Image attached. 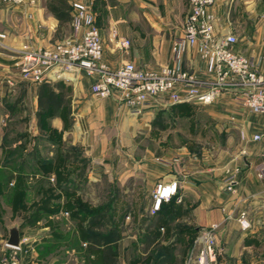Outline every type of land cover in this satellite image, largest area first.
Returning <instances> with one entry per match:
<instances>
[{
  "label": "crops",
  "instance_id": "crops-1",
  "mask_svg": "<svg viewBox=\"0 0 264 264\" xmlns=\"http://www.w3.org/2000/svg\"><path fill=\"white\" fill-rule=\"evenodd\" d=\"M48 1L26 0L23 5H15L0 0V34L5 35L0 36V174L13 175L16 181L20 173H28V188L35 186L36 179L43 177L38 172L39 161L55 160L63 151L56 150L55 155L52 149L57 143L49 136L55 131L62 146L64 143L63 148L73 149L71 158L86 159L90 179L100 181L107 175L109 181L114 182L113 186L118 180L127 188H134L137 180L142 181L149 191L151 210L156 185L178 180L175 206L183 212L176 215L177 229L158 227L161 232H171L174 239L182 229L194 228L198 236L202 229L218 224L216 237L220 255L217 264H264V177H260L257 170L264 164V138L253 140L254 134L264 133V115L240 107L228 94L207 106L172 105L167 109L200 106L212 111L220 108L222 111L216 114L222 124H226L227 112H232L247 140L239 149L220 150L215 159L206 152L203 157H197L184 147L179 156L166 160L149 149L140 151L137 136L146 128L143 127L144 122L147 124L145 119H153L167 109H149L143 115H133L115 97L94 95L93 79L81 71L74 81H63V87H53L59 96L65 93L69 99L67 106L41 116L42 83L24 80L16 60L24 45L51 47L72 32L71 20L60 25L47 9ZM67 1L70 4L85 1L91 6L104 43V59L111 67L118 68L127 61L149 69L170 64L200 76L208 75L207 63L196 47L178 58L172 50L175 39L183 34L189 0ZM213 10L217 33L234 34L238 39L234 50L254 58L264 69V0H215ZM120 38L129 39L130 47L119 48ZM46 94L45 90L44 97ZM72 161L70 164L77 167L79 161ZM231 175H234L233 190L228 189L227 178ZM243 211L250 223L247 228L239 219ZM156 216L153 219L129 217L140 225L141 232L147 233L149 223L144 222L155 220ZM178 224H182L180 229ZM184 235L189 239V234ZM22 240L21 249L34 246L27 245L26 237L22 236ZM7 245L0 232V256ZM188 246L189 242L186 245L183 242L181 249L179 243H175L171 247L173 260L168 264H192L187 257L189 253L191 256L193 245ZM33 250L38 253L35 247Z\"/></svg>",
  "mask_w": 264,
  "mask_h": 264
},
{
  "label": "built area",
  "instance_id": "built-area-1",
  "mask_svg": "<svg viewBox=\"0 0 264 264\" xmlns=\"http://www.w3.org/2000/svg\"><path fill=\"white\" fill-rule=\"evenodd\" d=\"M2 1L15 5L26 3V0ZM71 5L70 34L58 39L51 47H22L16 66L24 80L35 83L70 82L75 80L77 73L84 71L93 79L91 91L94 95L115 97L120 105L138 116L149 109L165 110L180 103L207 106L225 94L231 95L240 107L264 115V69L254 58L234 50L238 40L234 34L217 33V17L213 10L215 0H189L183 34L172 45L175 58L196 47L207 63V76L170 64L160 69H149L127 61L118 68L111 67L104 59V43L91 6L85 1H75ZM130 44L126 38L117 42L122 49L129 48ZM263 138L264 133L253 135L255 141ZM257 170L259 176L264 177V164H260ZM227 180L228 189L233 190L234 175ZM179 183L174 180L156 185L153 213L160 210L163 202L178 196ZM239 219L244 228L249 227L245 211ZM217 228L218 224H214L200 231L191 249V255H194L192 263H218ZM20 251L21 246L7 245L0 264H30Z\"/></svg>",
  "mask_w": 264,
  "mask_h": 264
},
{
  "label": "rangeland",
  "instance_id": "rangeland-1",
  "mask_svg": "<svg viewBox=\"0 0 264 264\" xmlns=\"http://www.w3.org/2000/svg\"><path fill=\"white\" fill-rule=\"evenodd\" d=\"M219 111L222 110L214 108L211 111L200 106H178L170 110L167 109L166 112L158 113L153 119H145L147 124L144 122L143 127L146 128H142L144 130L141 129L137 136L138 149L140 151L149 149L154 151L155 155L157 154V156L166 160L179 156L184 147L197 157H203L206 152L211 155L212 159H215V156L222 149H239L244 143L243 141L247 139L241 128H238L237 123H235L236 115L227 112L226 124H222V120L218 119L216 114ZM63 147L58 144L52 147L55 155L56 150L68 149ZM71 157L61 162L65 168L64 174L72 171L73 166L70 162H73V159L77 162L81 161V157ZM78 163L80 165V162ZM78 172L77 174L80 175L81 170ZM2 175H4L3 178H7V174ZM88 175L89 172L88 174L86 171L82 172V176H79L78 179L80 183L78 185L80 186L79 193L90 205L95 207L101 204L104 205L110 202L111 199L114 200L105 228L109 229L115 221L119 223L121 220L122 237L118 245V256L121 264H129L133 259L136 261L134 260L135 263L132 264H136L149 253L155 255L156 248L161 247V245L173 242V235L171 232L166 231L165 233L161 232L162 234L157 240L149 244L146 240V232H141L138 228L140 225L129 217L131 215L148 216L147 218L150 219V216L153 219L156 216L149 205V191L142 181L137 180L134 188H127V186H122L117 182L118 180H115L113 186L114 182L109 181L107 175H104L100 181L95 180L94 177L90 179ZM56 176L55 173H52L49 178L38 177L40 179H36L35 186L29 188L30 198L32 200L38 198L37 193L41 185L47 186L51 182L53 186H56ZM60 177V179H64L63 172ZM73 177L74 175L71 173L70 178ZM75 178L77 177L75 176ZM12 180L8 188L0 191V232L4 235V239L6 241L8 239V227L18 223L23 238H27V241L25 240L27 245L34 244V246H25L20 251L22 257L30 264H91L87 262L89 245L82 239L81 232L86 220L74 217L70 211L62 207L59 212L47 214L33 224L24 222L25 214L22 211H16L11 205L13 199L12 188L16 182L15 179ZM28 210L30 211V208L26 209V211ZM124 222L126 223L124 224ZM151 222L146 220L144 223L150 225ZM172 227L177 229L175 224ZM186 240L187 237L185 236L184 240L178 242L180 247L183 242L184 245L187 244ZM34 247L35 250H38V253L33 250ZM32 253H36V255L34 256ZM193 256H190L189 253L188 263H192ZM91 258L97 260L95 254ZM148 258H151V256Z\"/></svg>",
  "mask_w": 264,
  "mask_h": 264
},
{
  "label": "trees",
  "instance_id": "trees-1",
  "mask_svg": "<svg viewBox=\"0 0 264 264\" xmlns=\"http://www.w3.org/2000/svg\"><path fill=\"white\" fill-rule=\"evenodd\" d=\"M47 9L60 21V25L68 23L72 19V5L67 0H49L46 3ZM54 86L63 87V81H57L52 83L44 82L41 86L39 105V114L43 117L50 114L51 110H58L61 106H67L69 99L66 97L65 93L59 96V93L54 90ZM47 91L44 97V91ZM53 133L55 134L53 136ZM50 133V138H52L55 143L62 147V142L58 134ZM64 146V143H63ZM63 150L55 160H40V169L38 172L42 174V178H49L52 173L56 176V186H53L51 182L47 186L41 185L38 189V198L32 200L30 198V191L27 186L28 173H20L16 182L12 188L13 199L11 200V205L17 211H22L24 215V222L35 223L40 220L43 216L51 213L59 212L63 207L70 211L76 218H84L86 223L82 226V239L85 240L89 247L87 249L89 256L87 262L91 264H121L118 256V245L121 240V227L120 222L113 223L112 227L109 229L105 228L107 218L110 215L111 206L114 200L111 199L110 202L101 204L99 206H92L88 201H85L81 194L79 193L80 184L78 182L79 176H82V172L87 169L86 159H81L80 165L73 167L71 172L64 174L65 168L62 166L61 162L70 158L72 148ZM71 149V150H70ZM81 170V174L78 175V171ZM64 179H60L62 175ZM71 173L74 175L70 178ZM75 176L77 178H75ZM4 175L0 174V191L9 187V183L13 178V175H7V178H3ZM77 181V182H76ZM176 196L171 198L169 201L163 202L159 211H157V216L155 220H152L151 224L148 225V232L146 233V240L148 243L155 242L157 238L161 235V230L158 227H169L174 224L176 215L183 212L179 206H175ZM34 207V208H33ZM30 208V211H26ZM181 209V210H180ZM182 225L178 224V229ZM189 234V242L191 247L194 243V238L197 236V229H182L177 236H175L173 242L168 245H161V247L156 248V253L147 254L144 259L139 260L136 264H168L172 263L173 260V248H171L175 243L181 242L185 239L184 234ZM188 246V247H189ZM95 254L97 260L92 259L91 256ZM151 256V258H148ZM133 259L129 264L135 263Z\"/></svg>",
  "mask_w": 264,
  "mask_h": 264
},
{
  "label": "water",
  "instance_id": "water-1",
  "mask_svg": "<svg viewBox=\"0 0 264 264\" xmlns=\"http://www.w3.org/2000/svg\"><path fill=\"white\" fill-rule=\"evenodd\" d=\"M9 237L7 240V244L13 247H20L23 243L20 225L15 223L8 227Z\"/></svg>",
  "mask_w": 264,
  "mask_h": 264
}]
</instances>
